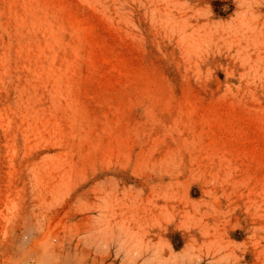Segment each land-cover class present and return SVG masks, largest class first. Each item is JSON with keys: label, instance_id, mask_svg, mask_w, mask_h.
Returning a JSON list of instances; mask_svg holds the SVG:
<instances>
[{"label": "rangeland", "instance_id": "obj_1", "mask_svg": "<svg viewBox=\"0 0 264 264\" xmlns=\"http://www.w3.org/2000/svg\"><path fill=\"white\" fill-rule=\"evenodd\" d=\"M264 264V0H0V264Z\"/></svg>", "mask_w": 264, "mask_h": 264}, {"label": "bare ground", "instance_id": "obj_2", "mask_svg": "<svg viewBox=\"0 0 264 264\" xmlns=\"http://www.w3.org/2000/svg\"><path fill=\"white\" fill-rule=\"evenodd\" d=\"M43 264V263H42Z\"/></svg>", "mask_w": 264, "mask_h": 264}]
</instances>
